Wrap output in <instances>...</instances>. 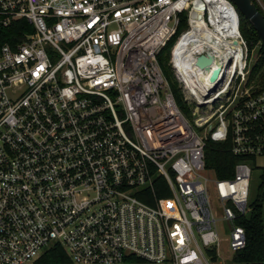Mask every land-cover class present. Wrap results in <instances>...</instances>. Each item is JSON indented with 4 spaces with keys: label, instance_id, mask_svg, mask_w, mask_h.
I'll return each instance as SVG.
<instances>
[{
    "label": "built area",
    "instance_id": "built-area-1",
    "mask_svg": "<svg viewBox=\"0 0 264 264\" xmlns=\"http://www.w3.org/2000/svg\"><path fill=\"white\" fill-rule=\"evenodd\" d=\"M225 1L212 17L206 0H0V264L54 245L73 264H217L223 238L246 246L264 89ZM201 5L207 39L179 46ZM183 14L169 62L188 113L159 63ZM207 140L230 141L231 178L207 168Z\"/></svg>",
    "mask_w": 264,
    "mask_h": 264
},
{
    "label": "trees",
    "instance_id": "trees-1",
    "mask_svg": "<svg viewBox=\"0 0 264 264\" xmlns=\"http://www.w3.org/2000/svg\"><path fill=\"white\" fill-rule=\"evenodd\" d=\"M260 9V7H258ZM238 10V9H237ZM261 10V9H260ZM262 11V10H261ZM240 17V30L248 42L250 54L256 52V59L253 60L250 68L249 83L256 88L264 89V44L258 36L254 27L238 11ZM187 15L181 16V22L177 34L168 42L159 55V63L162 71L168 79L173 90L175 99L186 113H188L182 99L181 89L176 81L174 71L169 62V53L171 46L176 41L178 35L187 29ZM15 29H7L2 33H10ZM9 40V36H0V41ZM205 157L207 168L214 171L219 179L231 178L234 175L235 165L240 160L230 150V141L215 142L207 140L205 148ZM156 195L159 199L171 200L172 191L166 184L164 177H159L156 181ZM264 171L262 173V182L260 185V194L258 198L249 204V212L237 220V224L242 225L246 232V246L237 251L233 260L237 264H264ZM215 260L216 253H213ZM37 264H73L64 248L60 245H54L47 249L38 259ZM125 264H152L142 259L131 258Z\"/></svg>",
    "mask_w": 264,
    "mask_h": 264
},
{
    "label": "water",
    "instance_id": "water-1",
    "mask_svg": "<svg viewBox=\"0 0 264 264\" xmlns=\"http://www.w3.org/2000/svg\"><path fill=\"white\" fill-rule=\"evenodd\" d=\"M237 7L238 11L249 21V23L254 27L258 36L260 37L262 43L264 44V14L258 8L254 0H231ZM204 7V5H201ZM212 56L201 54L197 57L196 67L201 69L208 67L212 62ZM217 68L212 72L211 79L214 80L219 74V63H217Z\"/></svg>",
    "mask_w": 264,
    "mask_h": 264
},
{
    "label": "rangeland",
    "instance_id": "rangeland-1",
    "mask_svg": "<svg viewBox=\"0 0 264 264\" xmlns=\"http://www.w3.org/2000/svg\"><path fill=\"white\" fill-rule=\"evenodd\" d=\"M262 3H264L263 0H261ZM258 5L260 6L259 2L256 0ZM261 7V6H260ZM257 57L256 52H253L252 55V62ZM255 163L253 164L252 168V175L250 180V190H249V200H248V206L249 204L258 198L260 194V185L262 182V173L264 171V156H260L255 158ZM207 174V173H206ZM220 248V257L217 264H237L233 260V254L230 253L228 249V245L226 242V238L222 240ZM38 262V261H37ZM37 262L35 264H37Z\"/></svg>",
    "mask_w": 264,
    "mask_h": 264
},
{
    "label": "bare ground",
    "instance_id": "bare-ground-1",
    "mask_svg": "<svg viewBox=\"0 0 264 264\" xmlns=\"http://www.w3.org/2000/svg\"><path fill=\"white\" fill-rule=\"evenodd\" d=\"M206 1H209V7L211 9L212 17L215 16L218 10H224L225 7L229 8V5L226 3L225 0H206ZM204 10L205 9L203 7L201 6L199 7L198 12L194 15L196 19L193 30L188 32L182 37L179 46L180 44H184L185 42H191L194 45H199L203 39H207V37L205 36L206 33L205 24L202 19Z\"/></svg>",
    "mask_w": 264,
    "mask_h": 264
},
{
    "label": "crops",
    "instance_id": "crops-1",
    "mask_svg": "<svg viewBox=\"0 0 264 264\" xmlns=\"http://www.w3.org/2000/svg\"><path fill=\"white\" fill-rule=\"evenodd\" d=\"M263 206H264V204H263ZM264 208V207H263Z\"/></svg>",
    "mask_w": 264,
    "mask_h": 264
}]
</instances>
